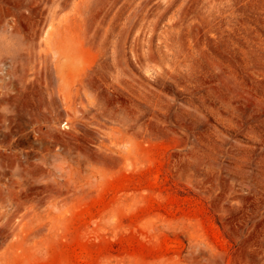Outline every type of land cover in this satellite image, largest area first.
Wrapping results in <instances>:
<instances>
[{"label":"rangeland","instance_id":"obj_1","mask_svg":"<svg viewBox=\"0 0 264 264\" xmlns=\"http://www.w3.org/2000/svg\"><path fill=\"white\" fill-rule=\"evenodd\" d=\"M0 264H264V0H0Z\"/></svg>","mask_w":264,"mask_h":264}]
</instances>
